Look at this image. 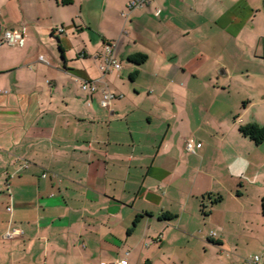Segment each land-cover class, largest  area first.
Segmentation results:
<instances>
[{"label": "crops", "instance_id": "crops-1", "mask_svg": "<svg viewBox=\"0 0 264 264\" xmlns=\"http://www.w3.org/2000/svg\"><path fill=\"white\" fill-rule=\"evenodd\" d=\"M129 1L0 0V264H264V0Z\"/></svg>", "mask_w": 264, "mask_h": 264}, {"label": "built area", "instance_id": "built-area-1", "mask_svg": "<svg viewBox=\"0 0 264 264\" xmlns=\"http://www.w3.org/2000/svg\"><path fill=\"white\" fill-rule=\"evenodd\" d=\"M156 0H130L127 8L129 10L132 9H139L146 7L152 3H154ZM155 15L159 14V10L156 9L154 12ZM0 44H5L8 46H17L20 47L23 45V35L17 30H10L6 29L4 31H0ZM114 49L115 44L111 42H106L103 46L102 52L100 54V64H99V70L102 74H107L112 71H118L121 69V63L116 59L114 56ZM38 60L42 61V57H39ZM98 80L88 81L84 80L81 82V89L84 92H87L88 94H93L95 92H100L101 99L99 101L100 105L103 108L109 109L112 99H114L116 96L108 91L104 86L98 85ZM187 148L190 149V145H187ZM46 175L43 174L42 177H45ZM7 211H11V208L8 207ZM19 233L18 230L12 229L11 232H7L4 235V238H12L13 236L17 235ZM211 237H214V232L210 233ZM245 264H261V257L259 255H250L245 258L244 260ZM116 264H126L125 261H119Z\"/></svg>", "mask_w": 264, "mask_h": 264}, {"label": "trees", "instance_id": "trees-1", "mask_svg": "<svg viewBox=\"0 0 264 264\" xmlns=\"http://www.w3.org/2000/svg\"><path fill=\"white\" fill-rule=\"evenodd\" d=\"M146 59H147V55L136 53L129 57L128 62L133 63L135 65H141L146 61ZM238 131L242 136L248 137L257 145L264 142V124L258 125L255 123H249L246 125L239 126ZM220 199H221L220 197H217L216 200L218 201ZM203 214L206 213L203 212ZM171 218L173 217L170 216L169 214H163L161 217V219L163 220H170Z\"/></svg>", "mask_w": 264, "mask_h": 264}, {"label": "rangeland", "instance_id": "rangeland-1", "mask_svg": "<svg viewBox=\"0 0 264 264\" xmlns=\"http://www.w3.org/2000/svg\"><path fill=\"white\" fill-rule=\"evenodd\" d=\"M261 106L259 104H255V106H253V108L251 109V113L254 114L256 116V118H258V120H262V117H261V111H260V108ZM263 122L264 124V121H261Z\"/></svg>", "mask_w": 264, "mask_h": 264}]
</instances>
